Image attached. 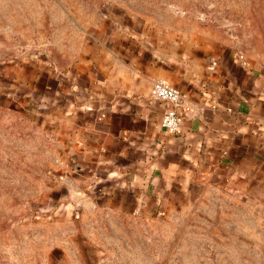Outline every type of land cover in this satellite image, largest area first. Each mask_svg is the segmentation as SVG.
<instances>
[{
	"label": "crops",
	"instance_id": "crops-1",
	"mask_svg": "<svg viewBox=\"0 0 264 264\" xmlns=\"http://www.w3.org/2000/svg\"><path fill=\"white\" fill-rule=\"evenodd\" d=\"M183 20L75 21L83 46L65 65L0 52V106L35 107L57 135L58 207L154 219L204 181L264 207V63ZM28 22V0H0V37H21ZM156 79L183 94L177 132L150 97Z\"/></svg>",
	"mask_w": 264,
	"mask_h": 264
},
{
	"label": "rangeland",
	"instance_id": "rangeland-1",
	"mask_svg": "<svg viewBox=\"0 0 264 264\" xmlns=\"http://www.w3.org/2000/svg\"><path fill=\"white\" fill-rule=\"evenodd\" d=\"M28 9L27 29L0 37V52L65 65L83 46L75 21L111 26L131 14L202 23L264 63V0H28ZM38 116L0 106V264H264L263 205L218 182L194 183L154 219L58 207L62 151Z\"/></svg>",
	"mask_w": 264,
	"mask_h": 264
},
{
	"label": "built area",
	"instance_id": "built-area-1",
	"mask_svg": "<svg viewBox=\"0 0 264 264\" xmlns=\"http://www.w3.org/2000/svg\"><path fill=\"white\" fill-rule=\"evenodd\" d=\"M150 97L167 103L162 116V127L169 132H177L181 122L179 108L183 105L180 90L166 80L156 79L152 82Z\"/></svg>",
	"mask_w": 264,
	"mask_h": 264
}]
</instances>
